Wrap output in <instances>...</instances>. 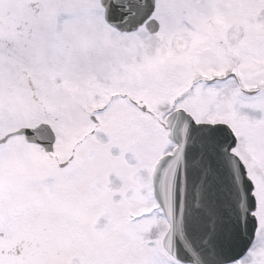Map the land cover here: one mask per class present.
<instances>
[{
    "label": "snow or ice",
    "instance_id": "obj_1",
    "mask_svg": "<svg viewBox=\"0 0 264 264\" xmlns=\"http://www.w3.org/2000/svg\"><path fill=\"white\" fill-rule=\"evenodd\" d=\"M0 264H264V0H0Z\"/></svg>",
    "mask_w": 264,
    "mask_h": 264
}]
</instances>
